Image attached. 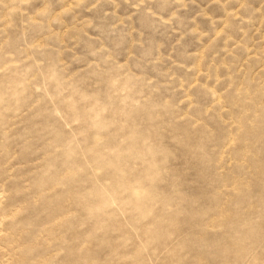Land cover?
Listing matches in <instances>:
<instances>
[{
  "label": "rangeland",
  "instance_id": "374dc122",
  "mask_svg": "<svg viewBox=\"0 0 264 264\" xmlns=\"http://www.w3.org/2000/svg\"><path fill=\"white\" fill-rule=\"evenodd\" d=\"M0 264H264V0H0Z\"/></svg>",
  "mask_w": 264,
  "mask_h": 264
}]
</instances>
